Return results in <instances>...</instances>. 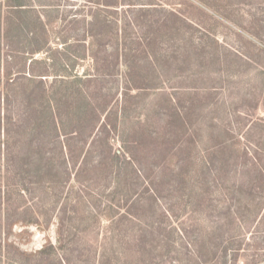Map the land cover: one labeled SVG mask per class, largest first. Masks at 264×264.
I'll use <instances>...</instances> for the list:
<instances>
[{"label": "rangeland", "instance_id": "374dc122", "mask_svg": "<svg viewBox=\"0 0 264 264\" xmlns=\"http://www.w3.org/2000/svg\"><path fill=\"white\" fill-rule=\"evenodd\" d=\"M32 1L54 20L48 47L33 56L50 75L31 79L29 47L2 42L0 264H264V0H138L134 12H102L115 39L128 17L133 41L154 38L165 16L176 31L155 37L147 55L159 63L136 78L156 79L141 90L122 69L76 83L89 108L109 104L93 134L89 118L78 137L54 132L46 112L54 104L55 122L66 124L67 103L55 100L77 89L56 59L63 39L83 33L73 20L89 18L94 0ZM92 70L78 61L74 75Z\"/></svg>", "mask_w": 264, "mask_h": 264}, {"label": "trees", "instance_id": "16d2710c", "mask_svg": "<svg viewBox=\"0 0 264 264\" xmlns=\"http://www.w3.org/2000/svg\"><path fill=\"white\" fill-rule=\"evenodd\" d=\"M7 1L10 2V5H8L9 12H7L6 14L2 11V6L0 4V65L2 63V42H4L8 47L13 46L15 52H17L18 47L20 51H27L29 47L30 50L28 53L31 56V63L28 69V73L30 74V76H32L31 79L42 81V78L48 77L50 75V72L48 69L41 71L37 70V67L41 62L34 59L33 56L41 53L45 50L46 47H48V42L45 40V35L47 34L46 31L48 25H51L54 20L52 21V19L50 18V21V19L46 15V12L43 11L45 13V18L47 19V21L45 22L42 18V15H40L39 12H37V10L34 8V2L32 0ZM90 1L93 2V0ZM107 1L108 0H102V3H100V0H94L95 12H91L89 18L86 17L83 20L74 18L73 20V24L75 25L81 23L84 25L83 33L77 31V34H71L68 38L63 39L62 41L64 45L63 51H65L66 55L60 53V58L58 57L56 61H58L59 63H64L65 66L67 65L66 67L68 70H64V73L62 74V76H64V78H66L67 80H63L72 81V84L74 87H76L77 92H72V90L69 88L70 94L67 95L68 90L63 89L59 94L58 99H54L58 108H60L64 102L67 103V105L65 104L68 111L66 113L68 116L66 124L61 123L60 126L55 122V119L53 117L55 112L54 104L53 107H49L48 111L46 112V114H49L50 111L51 116L49 119L51 120L53 126L52 130H54V132L56 133L60 134L62 131H64L68 136L70 135L71 137H78L79 134L83 132L79 128V125H82L87 119L91 118L92 127L90 129V135H92L97 128L95 122H100L103 113L107 112L109 109V104L107 102L102 106L99 105L101 106L100 109L98 108L99 106L95 107V105L91 102L90 104L94 105V107L89 108V106L87 105L88 97L85 96V91H83L82 87H77L76 83L82 84L85 80L92 83L96 82L99 78L116 77V75L122 69L124 70V74L127 78V84L130 86V88L141 90V86L139 84L140 82L145 83V81H148L149 79V83H152L153 79H156L154 75L148 77V79L145 80L136 78V75L145 74L147 71H149L147 69L151 67L155 69V61H157V57L149 54L147 55V53H149L150 51L155 54L157 53V40L155 39V37L157 36L158 32L171 33L173 32V29L176 31L173 26V24L176 25V22L174 21L172 24L171 17L168 18V16H165L166 18L163 20V22L155 29L151 25L154 30L153 33L156 35L154 38L149 35H144V39L139 38L140 40L133 41L126 35V33L129 30H132V27H134L132 19L128 17L129 20L123 32L125 35L123 37L118 36L116 37V39L112 38L106 31V29L110 28V26L105 23L106 17L101 16L102 12H107L110 7L115 5L128 6L129 11L134 12L137 9L136 6H139L140 4L138 3V0H117L116 3ZM100 4L104 5L105 8H101ZM143 6H148V4H143ZM143 9H151L145 11L155 12V9L157 8ZM170 14H172V16H177L173 13ZM182 23L187 27H191V25L186 23L184 20H182ZM24 37L29 38L27 46H18L20 45L19 42L22 41ZM106 39L114 42L112 46H109L108 48L106 47ZM108 49L110 50V52H108ZM145 54L147 59L141 64L140 58ZM63 55H65V57ZM159 55L160 54H158V56ZM87 59H90L92 61L93 73L90 74V71H86L83 76H78L77 74L74 75V71L78 64V61H85ZM145 63H147L149 66L145 67ZM19 72H26V67L24 66ZM39 83L41 84L42 82ZM88 89H90V87H88ZM91 89H93L92 92L95 91L94 88L91 87ZM64 96L69 97V101H64ZM79 96L81 99L78 98ZM1 122L2 118L0 116V125ZM74 124H76L75 130L67 133L66 131H68L69 127L73 126ZM37 128L38 126H35V131ZM105 132H110V125L107 123H105L103 126V133ZM27 155L28 157L32 156V154ZM133 157H135L134 154ZM113 158L120 163H128L124 155L120 154L117 151L114 153ZM136 161L138 163V159L136 160L135 158L132 163L134 164V162ZM131 167L132 169H135L133 165ZM261 179L264 183L263 174H261Z\"/></svg>", "mask_w": 264, "mask_h": 264}]
</instances>
